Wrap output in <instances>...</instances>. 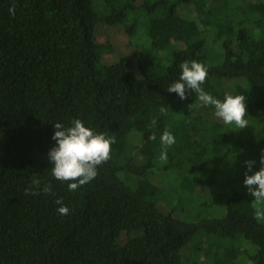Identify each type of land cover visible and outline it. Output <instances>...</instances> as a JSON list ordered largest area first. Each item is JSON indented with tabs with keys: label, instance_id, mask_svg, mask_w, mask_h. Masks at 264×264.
Listing matches in <instances>:
<instances>
[{
	"label": "trees",
	"instance_id": "1",
	"mask_svg": "<svg viewBox=\"0 0 264 264\" xmlns=\"http://www.w3.org/2000/svg\"><path fill=\"white\" fill-rule=\"evenodd\" d=\"M138 2L0 0V264H264L243 183L264 154V0ZM97 22L127 36L114 61ZM193 59L205 91L246 97L248 126L167 90ZM74 118L116 143L70 191L47 154L54 124ZM165 129L175 143L161 160ZM34 175L51 192H26Z\"/></svg>",
	"mask_w": 264,
	"mask_h": 264
},
{
	"label": "clouds",
	"instance_id": "2",
	"mask_svg": "<svg viewBox=\"0 0 264 264\" xmlns=\"http://www.w3.org/2000/svg\"><path fill=\"white\" fill-rule=\"evenodd\" d=\"M9 12L14 15L15 5L10 7ZM179 67L181 69L179 78L168 86L169 92H175L181 99H186L187 91H192L202 105L214 106L216 116L221 118L226 125L234 123L236 129L249 125L245 119L247 107L244 95L225 93L223 100L217 99L202 87L208 75V69L203 63L195 59L190 62L185 60L180 63ZM189 107L191 108L192 105ZM164 111L165 109L161 108V112ZM54 128L52 139L56 141V144L47 154L52 164L51 175L57 180L68 182V189L75 191L93 180L98 175V166L111 158V146L116 143V136L88 127L79 118H74L68 127L57 122ZM149 138L155 140V133ZM160 142L164 146L160 159L166 160L167 149L175 143V137L165 129ZM245 164L248 171L245 173L243 183L253 197L254 218L258 221L264 220V207H262L264 206V154L260 157L261 167L253 174L249 175L248 172L252 171L255 161L248 160ZM51 190V185L48 183L41 188V180L34 175L26 192L31 191L32 195H38L41 191L47 194ZM56 203L60 205L58 212L61 215L69 213L70 210L63 205L62 198L57 199Z\"/></svg>",
	"mask_w": 264,
	"mask_h": 264
},
{
	"label": "rangeland",
	"instance_id": "3",
	"mask_svg": "<svg viewBox=\"0 0 264 264\" xmlns=\"http://www.w3.org/2000/svg\"><path fill=\"white\" fill-rule=\"evenodd\" d=\"M138 1L140 2L141 0ZM94 2L97 3L96 1ZM93 6L95 10H97L99 13L101 12L98 3L97 5L93 3ZM95 26L97 27L100 26L99 33L97 35V42L103 44L101 50L103 57L107 59L108 62H110V60L111 61L116 60V55H114L113 53L114 49L123 50L127 42V36L124 33L122 26L109 27V26H105L100 22H97ZM140 36H142L141 33H138L137 36L134 38V43L138 44V42H140L141 39ZM107 44H109L111 47L108 46Z\"/></svg>",
	"mask_w": 264,
	"mask_h": 264
}]
</instances>
